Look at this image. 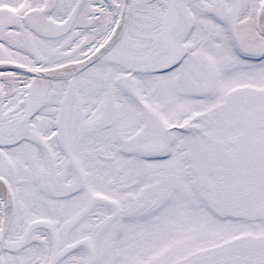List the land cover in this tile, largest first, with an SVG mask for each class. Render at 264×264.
I'll return each instance as SVG.
<instances>
[{"label": "snow or ice", "instance_id": "6c2138e0", "mask_svg": "<svg viewBox=\"0 0 264 264\" xmlns=\"http://www.w3.org/2000/svg\"><path fill=\"white\" fill-rule=\"evenodd\" d=\"M0 264H264V0H0Z\"/></svg>", "mask_w": 264, "mask_h": 264}]
</instances>
